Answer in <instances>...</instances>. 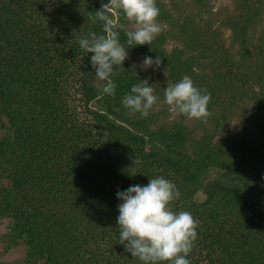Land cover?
<instances>
[{"label":"trees","instance_id":"trees-1","mask_svg":"<svg viewBox=\"0 0 264 264\" xmlns=\"http://www.w3.org/2000/svg\"><path fill=\"white\" fill-rule=\"evenodd\" d=\"M188 2L195 14L176 15L156 0L157 20L189 33L187 44L198 56L176 44L168 50L172 31L134 47L119 32L132 59L160 57L157 69L173 84L195 76L200 55L229 60L211 19L196 22L210 13L204 0ZM102 3L108 0H0V218L12 221L7 246L21 245L26 264H141L119 244L116 192L162 176L179 191L172 210L188 211L197 222L191 264H264L263 135L228 136L214 126L196 136L180 122L155 127V116L129 114L123 96L152 78L126 60L112 76L115 95L103 94L92 54L78 43L89 33L104 34L96 18ZM262 9L261 1L238 0L222 19L248 69L234 73V62L228 75L248 84L250 93L259 86L257 118L256 111L264 112L258 76L262 68L264 74V27L256 41L250 32ZM108 14L134 30L122 10ZM253 54L255 67L248 62ZM229 82L218 72L212 91L235 99L242 87Z\"/></svg>","mask_w":264,"mask_h":264},{"label":"clouds","instance_id":"clouds-1","mask_svg":"<svg viewBox=\"0 0 264 264\" xmlns=\"http://www.w3.org/2000/svg\"><path fill=\"white\" fill-rule=\"evenodd\" d=\"M113 7L122 10L126 18L135 23L134 30H125L124 25L113 21L108 14ZM159 15L156 0H108L96 11L104 34L89 33L78 43L81 49L92 54L90 63L95 78L104 82L103 94L115 95L116 84L112 76L128 57L129 48L120 42V30L125 31L128 45H150L161 30L157 20ZM160 65V57L145 56L140 66L155 70ZM141 81L131 87L121 103L129 114L139 113L146 118L158 97L148 80ZM164 99L174 111L189 119L205 120L209 115L211 95L194 86L188 77L167 86ZM178 197L175 185L162 176L149 179L146 185L135 184L117 190L119 244L124 245V250L141 264H191L188 256L197 239V222L188 211L172 210L171 202Z\"/></svg>","mask_w":264,"mask_h":264},{"label":"rangeland","instance_id":"rangeland-1","mask_svg":"<svg viewBox=\"0 0 264 264\" xmlns=\"http://www.w3.org/2000/svg\"><path fill=\"white\" fill-rule=\"evenodd\" d=\"M166 7L172 11L174 14H180L185 12L189 8L187 5L188 0H160ZM261 1L263 9L262 14L259 16V20L256 23L255 27L251 30V39L256 41L257 36L260 34L262 27H264V0H254ZM238 3V0H204V5L202 9L209 8V15H203L202 17L196 16V22H200V26H203L207 19H211L214 29L220 34L221 44H223V49L228 50L226 57L229 60H225L222 57L208 58L202 57L200 55V65L194 66L195 76L191 77L185 75L184 77L190 78L194 86L199 88L202 92L208 93L211 95L210 102L208 104L209 115L205 120H195L189 119L184 115L178 114L174 111L169 105L166 104L164 99V91L167 86L174 85L170 77L166 73H160L156 68L143 69L144 73L150 75L152 81L150 86L154 89V95L158 97L157 103L149 110V114L156 117L154 121L155 127L158 125H164L168 123L180 122L186 125L190 130L195 131V135L200 134L204 129L213 130L214 126L219 130L223 128L225 134L237 135L242 134L243 132L247 133L249 137H264V112L256 111L259 118L255 115V105H261L258 103V100L254 101L253 98H261L259 86H254V93H250L248 90V84H245L244 87L241 79L239 77L235 78L231 74L228 75L229 71L238 73L240 71L248 70L244 65L243 61H240L241 53L238 50V44L233 43L231 40V31L225 26H222V19L225 14H230L234 9L235 5ZM188 11V10H187ZM196 8H193L188 11V13L195 14ZM207 14V13H206ZM160 31L163 33L171 32L174 33L173 38L167 39V44L165 45L168 50L173 46L178 45L184 49H189L190 53L198 56V51L195 50L188 40L191 39V36L188 34H182L181 29L179 30L178 26H172L169 22L159 23ZM136 27V25H134ZM187 32H190L188 30ZM256 54H253L249 57L248 62L252 63L251 66H256ZM260 58V57H259ZM253 60V62H252ZM255 60V61H254ZM130 67H141V62L132 59L129 55L126 59ZM237 62V67L234 66L231 69L230 66ZM231 63V64H230ZM253 67V68H254ZM219 70V71H217ZM258 70V69H257ZM263 68L260 69L258 74L259 80L264 82V74H262ZM220 73L221 77L224 80H229V83H232L234 89L237 87L242 89L241 93L235 91V99L231 98L229 91L221 90L219 92L212 91L214 85V80L216 79V74ZM264 73V72H263ZM250 85V84H249ZM248 86V87H247ZM264 92V91H263ZM214 93V94H213ZM264 107L261 109L263 110ZM220 132V131H218ZM218 138V135L215 136V139ZM12 221L8 218H0V264H26L24 262V248L21 245L17 246H7L8 241L6 233L9 231ZM202 264H204L202 262Z\"/></svg>","mask_w":264,"mask_h":264}]
</instances>
